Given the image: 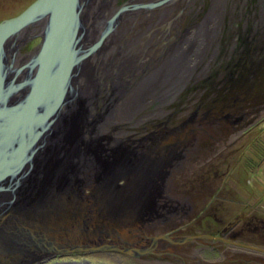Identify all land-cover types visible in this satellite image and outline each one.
Wrapping results in <instances>:
<instances>
[{
	"label": "water",
	"instance_id": "water-1",
	"mask_svg": "<svg viewBox=\"0 0 264 264\" xmlns=\"http://www.w3.org/2000/svg\"><path fill=\"white\" fill-rule=\"evenodd\" d=\"M95 1L36 0L21 14L0 22V134L18 126V112L28 109L26 116H22L27 125L23 137L28 145L21 144L24 151L3 149L0 140V193L8 195L0 201V242L25 238L48 256L116 252L141 258L154 252L160 241L181 244L214 239L210 235L179 239L168 235L144 236V224L163 212L157 201L162 187L158 180L165 177L166 169L180 157L177 144L169 141L167 136L145 138L156 148L150 152L159 154L157 163H151L147 156H144V162L136 163L133 158L138 156L134 152L129 155L132 159L125 161L128 151L123 148L115 153V161L105 156L96 175L89 178L100 187L96 194L93 185H86L87 180L78 177L83 166L68 161L78 155L79 145L88 146L87 143L94 155L103 156L97 152L94 142L84 140L82 133V126H94L77 94L83 61L101 48L125 13L151 9L170 0L146 4H133L128 0L102 23L98 35L88 40L87 30L95 19H99L105 0L98 2L100 9L97 11ZM40 23L39 44L24 64L14 66V55L21 42L18 46L13 42L9 47L4 42L21 30ZM8 57H11L9 61ZM50 85H54V90L47 89ZM64 106L71 108V113L66 116L62 115ZM80 109L86 114H78ZM186 124L173 128L171 133L183 131ZM128 150L130 152V148ZM130 173L134 174L133 179H130ZM93 201L101 210L99 216L89 214ZM73 218L79 224L76 229L88 230L92 242L75 240L55 244L47 235V229L57 226L62 230ZM39 223L41 226L36 228L34 224ZM136 237L147 245H132Z\"/></svg>",
	"mask_w": 264,
	"mask_h": 264
},
{
	"label": "rangeland",
	"instance_id": "rangeland-1",
	"mask_svg": "<svg viewBox=\"0 0 264 264\" xmlns=\"http://www.w3.org/2000/svg\"><path fill=\"white\" fill-rule=\"evenodd\" d=\"M34 1L36 0H0V22L21 14ZM109 1L104 2L107 4ZM115 1L110 9L107 4L101 9L96 7L95 11L100 9V16H103L108 10H111V14L109 12L106 14L110 17L127 0H123V3H115ZM260 1L262 13L264 0ZM136 3L138 2L136 1ZM256 3L257 0H190V2H182L179 7L172 6L170 13L157 20L158 23L152 29L148 30L143 27L142 30L138 26L136 36L139 37L133 49L130 46L132 38L122 44L119 41L113 42L115 43L112 45L115 47L114 49L117 51L123 49L122 55L125 56L128 63H122L124 61H120L121 57L118 55V68L111 64L107 71L108 74L105 76L116 72L119 81L126 80L128 77L132 79L125 84L121 83L124 84V87L119 85L118 88L121 87L122 92L117 91L118 100L113 98L116 100L114 103L111 102L112 98L105 100L108 103L105 114L107 119L96 125L101 130V134H104L101 138H116L122 142L121 140L127 139L128 136L130 139H144L150 135L166 137L173 128L191 123L195 119L194 114L202 113L212 106H215V112H218L220 105L240 99V88L250 85L251 76L248 78V75H252L241 67L243 61H246L248 57L258 61L257 57L260 58L263 54L257 49L258 51L255 53L258 52V55L250 56V51L248 52L246 48L248 37L251 34L262 38L264 35V24H257L255 20L258 15ZM184 6L186 7L183 8ZM212 10L216 15V23L214 26L211 25L213 27L208 32L210 34L207 35L206 44L199 45L201 49L199 48L198 55H194V57L190 55L189 67L191 65L192 68L185 71L186 73H183V68L180 72L178 69L173 70L175 71L172 72L173 76L170 75V79L165 78L164 82L157 83V86L148 81L147 85L154 84V86L149 88L148 92L144 91V94L137 100L138 96H133L134 90L140 82L143 83L148 79L149 75L147 76V74H151L160 66L165 48L179 45V42L183 41L185 37L195 36L198 32L196 30L207 23V18L212 14ZM181 11L182 13L179 14ZM154 13H158L156 15L158 18L160 17L159 12H152V14ZM150 14L151 12L147 13V16H151ZM175 14L180 16L179 31L176 28L177 20L174 24L175 28L174 26L169 27L168 24L172 17H177ZM208 23L210 24V22ZM41 30L40 26H33L24 36L23 41L18 42V45L21 42L17 52V61L19 62L15 64L22 65L28 60L29 54L34 51L41 40L38 36V32ZM99 30H101V26ZM260 40L261 43L264 42L259 37L258 41ZM138 45L142 47H140L141 51H139ZM178 45L177 50L183 52L186 50L185 44ZM112 46L105 49L104 55L115 57V53H111ZM193 49L190 51L191 54ZM177 54H179L178 51ZM143 69L145 74L141 73ZM132 72H134L133 75ZM117 75L112 76L113 79L117 78ZM113 79L111 82L117 84V81ZM102 80L100 82H106L104 78ZM107 82L103 86L108 92L113 83L108 84ZM131 101L134 102L135 109L131 106ZM186 126L183 129H186ZM143 128H145L146 134L143 133ZM189 128L191 127L189 126ZM212 128L215 127L213 125L204 127L208 130L207 134L202 131L195 132L196 137H192L191 143L186 145L187 148L184 146L185 149L181 150L183 153L188 152L186 159H181L179 162L173 161L178 163V167L180 165L184 168L179 176V184L176 185V193L192 198L196 204L195 212L201 211L205 207L202 218L198 220L200 226L196 229L199 231H205L208 229L209 223H214L210 222L213 216L218 219V225L237 224L240 228H257L264 231V182L261 181V183L255 176L258 174L257 165H261V172L264 171V121L251 128L246 134H240L241 136L236 138L234 143L233 141L219 140V136H214V132H211ZM110 129L113 131L111 134ZM161 131L166 132L159 135L162 133ZM178 131L176 134H179ZM155 132L159 134L157 135ZM167 176L166 174L165 177ZM219 187L222 189L216 197H213V193ZM208 247H204L207 248V256H203V258L213 256L208 254V250H210ZM214 250L217 251L218 248ZM59 257L60 259L87 258L100 264H146L148 262L146 259L116 252H88ZM213 257L221 260L219 255ZM54 260L53 258H41L26 264H52Z\"/></svg>",
	"mask_w": 264,
	"mask_h": 264
},
{
	"label": "flooded vegetation",
	"instance_id": "flooded-vegetation-1",
	"mask_svg": "<svg viewBox=\"0 0 264 264\" xmlns=\"http://www.w3.org/2000/svg\"><path fill=\"white\" fill-rule=\"evenodd\" d=\"M99 1L101 3V1L103 0H96L95 5H98ZM114 1L115 0H110L107 3L109 9L113 6ZM122 1L123 0H116L115 3L116 2L119 3ZM136 1L138 3H136ZM141 1L132 0L131 3L146 4L159 0H141ZM187 1L190 2V0H170L169 2H166L160 6L151 9H138V10L129 11L128 13H126L124 20L121 23H119V25L116 27L115 31L108 36L109 40L112 42L111 45L115 44L113 42H118V41L122 44L124 41H128L132 37L136 36V30L138 26L142 30L143 27L148 28V30L152 29V27L156 25V23H158L157 20L162 19L167 13H170V10H172V6L177 5V7H179L182 2L184 3ZM105 3L106 2H103L101 7L107 6V4ZM260 3L261 1L257 0L256 8L258 11V15L255 18V20L257 24H264V10L261 13L262 6ZM186 6H184L183 8H185ZM108 12L110 14L112 13L111 10H108ZM108 12L106 14H108ZM149 12H151L150 14L151 16H147V13ZM152 12H159L160 17L159 18L157 17L156 14L158 13L152 14ZM181 13L182 11L179 14ZM106 14L103 16H99V19H95V21L92 22L93 27H90L91 30L89 28L88 31L93 33H91L90 35L89 33H87L88 38H93L98 35V33L100 32L99 30L100 26L102 25V23L105 21L106 18H109V16ZM91 15L93 14H90V16ZM172 18L168 23L169 27L174 26L175 28L174 24L175 21L177 20L178 23L176 24V28H178L179 31V28L181 26L179 19L180 16L177 15V17L174 16ZM254 29L257 30L255 27ZM199 35H203V33ZM137 37L139 36L137 35ZM259 37L264 41V35L263 38L261 36ZM259 37H256L255 35L253 36V34H251L248 37V43L246 48L248 52L250 51L249 52L250 56L252 55L257 56L258 52L257 54L255 53L256 51H258L257 49H259V52L262 51L263 54L260 56V58L257 57L258 61H255L250 57H248L246 61L245 60L243 61V64L241 66L244 68L245 72L252 73L253 75V76L248 75V78L251 76L250 85L248 84V86H246L245 88H240V99L232 100L231 102H227L224 105H220L221 107L218 112H215L216 107L212 106L211 108H209L206 111H203L202 113L199 112L194 114L193 116H195V119H193L192 122L195 123L199 121V125H197V127L199 128H195L196 130L195 129L193 130L191 128L189 129L186 128L190 133L193 130L194 135L190 136L191 139L192 137L193 138L196 137L195 132L202 131L207 134L208 130L204 129V127L207 126L210 127L211 125H213L215 128H212L211 132H214V136H219V140L223 142L233 141L234 143V140H236V138L240 137L243 134H246V132L249 131L251 128H254L255 126L259 125L261 121H264V42L261 43V40L258 41ZM135 44L130 45L132 49L135 46ZM140 47H139V51H141L142 48ZM114 48L115 47H112V49ZM99 51L102 52V47L101 49L97 50L96 53L94 54L99 53ZM118 51L116 49H114V51H111V53L112 52L113 54L115 53L114 54L115 57H110L107 55L110 61L108 63L109 68L113 62L115 67L117 66L118 68L119 66L118 55H120L121 57L120 61H124L122 63L124 64L128 63L126 62L125 56L122 55L123 49L119 51L121 54ZM17 56H18L17 53H15L13 59L14 66H19V64H15L16 62L17 63L19 62L17 61L18 60ZM10 58L11 57H8V61L10 60ZM95 63H96L95 66L88 71V75L87 74L82 75L86 79L85 81H87L84 84H100L102 78H101V73L98 72L97 69L96 59H95ZM251 64L253 65L250 66ZM134 66H136V64L133 65L132 67L133 69ZM258 66L259 69H257ZM81 73H82V66L80 70V77H81ZM141 73L145 74V70L143 69ZM133 74L134 72H132V75ZM114 75H117L116 72L114 74L111 73V75L105 78L104 81L107 82L110 79L107 83L114 84L115 82H111V80L113 79L112 76ZM131 79L132 78L128 77V79L122 80L121 78L122 81H119L117 75V78L113 80H116L117 84L118 83L125 84ZM114 86H116V84H114ZM19 94L20 93H18L15 96V98L16 97L18 98ZM200 121L203 123L202 125ZM200 126H202L203 128ZM142 130L143 133L146 134L145 128H143ZM111 132H113L112 129H110V134ZM161 132L162 133L160 134L155 132V134L161 135L164 134L166 131H161ZM96 133L101 134V130L100 129L97 130ZM173 135L176 134L173 133ZM127 139H129V136ZM187 153L188 152L183 153L179 157L178 162L181 159L184 158L186 159V157L188 156ZM173 164L166 169V174L168 176L158 180V183L162 187L160 188V194L157 196V201H158V205L162 207L163 212L160 213L161 215L159 217H156L144 224L143 226L144 236L148 238H152V237L168 235L171 238L179 239L182 237L192 236V235H210L213 236L214 239L204 238V239L194 240L181 244L170 243L168 241H160L157 249L154 252L150 253L147 256L141 257L142 259L148 260L146 264H264V239H263L264 231H261L257 228H250V229L244 227L240 228L237 224H230L227 226L218 225L219 221L216 218V216H213V219L210 221L214 223L213 224L209 223V225H207L208 229H206L205 231H199L196 229L198 226H200L198 220L202 218L203 211H205V207H203L201 211L195 212L196 204L195 202H193V199L176 193L177 191L176 185L179 184L178 182L180 179L179 176L181 175V171L184 168L182 166L180 167V165L178 167L177 166L178 163L177 164L173 163ZM221 189L222 187H219L218 190H216L213 193V197H216V195L218 194V192H220ZM215 238H219V239L217 240ZM141 242H143L141 241V238L136 237L135 239H133L131 244L132 245L136 244V246L147 245V243H141ZM206 246L207 247L209 246L208 248H210V250H208V254L213 256L219 255L221 256V260L215 259L213 256L210 258H203V256H207L206 255L207 248H204ZM215 248H218V250L215 251L214 250ZM73 254H78V253H73ZM53 259H55L54 263L61 261H69V262H77V263L88 262L90 264H92L93 262V264L95 263L100 264L95 261H91L87 258H81V257H79L78 259H72V258L60 259L59 256H56Z\"/></svg>",
	"mask_w": 264,
	"mask_h": 264
},
{
	"label": "bare ground",
	"instance_id": "bare-ground-1",
	"mask_svg": "<svg viewBox=\"0 0 264 264\" xmlns=\"http://www.w3.org/2000/svg\"><path fill=\"white\" fill-rule=\"evenodd\" d=\"M213 10H212V14H210L208 16V18L209 17L210 18L208 19L206 17L208 20L207 23H205V25H203L202 28H199L198 30H196L198 32L195 36L190 35L188 37H185V39L183 41L179 42V45L177 44L178 46L183 45V44L186 45V50L184 52L177 50V45H174V46L171 45L164 50V53H163L161 61H160V66H158V68L155 71L151 72V74H148L149 75L148 79L144 80L143 84L140 83L138 85L136 90H134V92H133V94H134L133 96H138V97L142 96L144 94V91H145V93L148 92V90H150L149 88L153 87L154 84H156V86H157V83L161 84L162 82H164L165 78L170 79V77H171L170 75H172V72L173 73L175 72L173 70L178 69L180 72V70L182 71V68H183L184 69L183 73H184L185 71H188V70H190V68H192L191 65L189 67V64L191 62L190 55L193 57H194V55L195 56L198 55L197 52H198L199 48L201 47V46L199 47V45L206 44L207 35L210 34L208 32H210L209 30L216 23V15L213 14V12H214ZM125 16H126V13L124 14L123 19L119 23H121L124 20ZM208 22H210V24ZM212 22H214V23H212ZM206 25H208V26H206ZM211 25H213V26H211ZM33 26H40L42 28L41 23L37 24V25H33ZM33 26L27 27V28L21 30L20 32H18V34H16V36H12L11 38H8L4 42L5 43L4 45H6V47H9L14 42V44L16 46H18V42L20 40H22L24 38V36H26V34L33 28ZM90 27H93V26H90ZM149 27H151V26H149ZM87 33H89V35H90L93 32H90L87 30ZM201 33H203V35H199ZM87 39L90 40V38H87ZM131 40L132 41H131L130 45H134L137 42L138 37L134 36V37H132ZM195 42H197V43H195ZM111 44H112V42L109 40V37L106 38L104 44L101 46L103 54L101 51H99V53L94 54L92 56H89L88 58H86L83 61L81 77L79 74V84H77L78 85V87H77L78 88L77 89L78 97L80 99H82V101L85 105L84 110H86V112L89 115V118L93 120V124H94L93 127H88L87 125L85 127L82 126V133H84V140L87 142L88 141L94 142L92 144H94V147L98 148L97 152H101L103 156L98 157V156L94 155L93 150H91V151L89 150L90 147H88L89 144L87 143L88 146L83 145V144L79 145L76 149V152H78V155L74 156V157H72V159L68 160L69 162L78 163V164L83 166V169L80 170L78 177H80L84 181L87 180L86 185H88L90 187L93 185L92 188H95L94 189V191H96L95 194L98 193V191L100 190V187L99 186L96 187L94 181L89 180V178L94 177L96 175L100 161H103L105 156L109 157L110 160L115 161L114 159L116 157H114V155L117 152L119 153L121 148H123L125 151H128V154L125 156V159H126L125 161H128L130 158L132 159V157L129 156L132 152H134L138 156L137 158H133L134 162H136V163L144 162L145 161L143 159L144 156L145 157L147 156L148 159L150 158V162L153 161L155 163L158 160V156H159L158 153L150 152L151 150H155L156 148L151 147V143L148 139H145V138L144 139H130L129 138V139L121 140L122 142H120L116 138L103 139L101 137H103L104 134H99V133L97 134L96 133L97 130H99V128H97L96 125L99 122H102V121L107 119L106 118L107 116L105 114L107 112L108 103L105 100L110 99V98H112V99L114 98V99L118 100L119 97H118L117 91L122 92V90H120V89H121V87H124V84H116V86H114V84H112V87L109 88V90L107 92L105 87L103 86V83H101V82H100V84H84L87 81H85L86 79L82 75H85V74L88 75V71L95 66V64H96L95 59H96L97 69H98V72L101 73V78L105 79L108 76H110V75L105 76V74H108L107 73L108 68H109L108 63L110 61L108 59V56L104 55V52H105V49H107V47L111 48V46H112ZM192 49H193V53L191 54L190 51ZM13 50L14 49H12L11 51L13 52ZM113 50L111 49V51H113ZM172 51H175L176 53H174ZM177 51L179 52V54H177ZM112 64L114 65V62ZM165 72H167V74L164 75ZM148 81L153 82L154 84L147 85L146 83ZM173 83H175V82H173ZM100 85H102V86H100ZM119 85L121 86L120 88H118ZM52 86H53V88H52ZM106 88H108V87H106ZM47 89L54 90V85L47 86ZM114 99L111 102L114 103L116 101ZM138 99H140V98H138ZM99 106H100V109H99ZM131 106L133 107V109H135L134 102H132V101H131ZM131 106L128 105V107H131ZM27 110L28 109L26 108L25 110L18 112L19 113V115L17 117L18 122H19L18 126H15L14 129L10 128L9 131H7L5 134H3V133L0 134V140H1V142H3L1 144L3 149H6V150L12 149L14 151L18 148V150L22 152V151H24V147H21V144L25 145V146L28 145L27 140H24V137H23L24 136L23 133L26 131V128H27L26 127L27 126L26 125V119H25V121H22V116H26ZM62 110L64 113V114L62 113V115H64V116H66L67 113L68 114L71 113L70 107L64 106V108H62ZM78 112H80L78 114H86L82 109H80ZM64 116H63V118H64ZM200 123H201V125L203 124L201 121H200ZM189 125L194 130L195 128H197L196 126L199 125V121H197L195 123L192 122V124L189 123ZM186 128H189V126L187 125ZM186 130L187 129H184L183 132L179 130L178 131L179 134L177 136L173 135V133H171L172 135L170 133L167 134V137H168L167 139L169 141L173 140V142H175L177 144L176 147L179 148L178 152H177L178 156H181V154L183 153V152H181V150L185 149L184 146L191 143L190 142V139H191L190 136L194 135L193 132L190 133L188 130H187L188 132ZM181 133L185 134L186 136H184ZM51 137L52 138L54 137L53 133L51 134ZM62 144H64V143H62ZM149 146H150V148H149ZM187 146H186V148H187ZM129 148H130V152L128 150ZM62 150L66 152V150L63 147H62ZM172 150H173V148H172ZM70 152L72 154L73 150ZM8 154H9V152H8ZM144 166L145 165H143V167ZM130 174H131V175H129L130 179H133L135 177L134 174H132V173H130ZM161 184H162V182H161ZM7 197H8L7 194L0 193V201L7 199ZM89 210H90L89 214L91 215V217L94 215L96 216L97 214H98V216L101 215V210L94 203V201L91 202ZM23 211L26 212L27 214L29 213L28 212L29 210L23 209ZM31 212L32 211H30L29 214H32ZM33 216L35 217L36 215H33ZM36 217H39V216L37 215ZM44 217L45 216H42V218H44ZM47 217L49 219H51V217H49V216H47ZM75 218H73L71 220L70 225H68L66 228H63L62 230L57 229V228H59L57 226L54 227L52 230L47 229V232H48L47 235H49L50 239L55 244L61 245V244H65L67 242L68 243L74 242L75 240H77V241L83 240L86 242H92L93 239H91V236L89 235L88 230L82 229V232H81L79 228L76 229V227H78L79 224H78V221L75 220ZM34 226L36 228H39L41 226V224L40 223L34 224ZM71 227H75V228L71 229ZM56 256H58V255H56ZM56 256L55 255H51V256L49 255L48 256L44 252L37 250L25 238L24 239H22V238L18 239L17 241L14 240L13 242L12 241L0 242V264H26L29 261H33V260H37V259L39 260L41 258L50 259V258H54ZM52 264H90V263H88V262L77 263V262L61 261V262H56V263H52ZM92 264H93V262H92Z\"/></svg>",
	"mask_w": 264,
	"mask_h": 264
},
{
	"label": "crops",
	"instance_id": "crops-1",
	"mask_svg": "<svg viewBox=\"0 0 264 264\" xmlns=\"http://www.w3.org/2000/svg\"><path fill=\"white\" fill-rule=\"evenodd\" d=\"M260 167H261V165H260V166L257 165L256 168H258V171H257V170H256V171L258 172V174H257V175L255 174V176H256V178L258 179V181H260V182H261V181L264 182V171L261 172V171H260ZM262 182H261V183H262Z\"/></svg>",
	"mask_w": 264,
	"mask_h": 264
}]
</instances>
